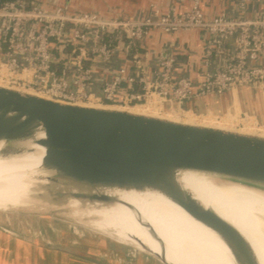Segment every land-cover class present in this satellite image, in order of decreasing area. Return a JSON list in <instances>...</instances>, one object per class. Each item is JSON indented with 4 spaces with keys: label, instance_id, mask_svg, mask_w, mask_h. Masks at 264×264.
<instances>
[{
    "label": "water",
    "instance_id": "obj_1",
    "mask_svg": "<svg viewBox=\"0 0 264 264\" xmlns=\"http://www.w3.org/2000/svg\"><path fill=\"white\" fill-rule=\"evenodd\" d=\"M34 146L43 149V156L30 193L33 204L8 212H65L90 229L72 201L83 209L115 203L106 190L155 191L216 235L234 264H260L241 232L196 199L178 176L208 174L264 191L263 137L62 102L0 85V155L29 153ZM124 207L160 248L157 255L139 251L169 264L153 228Z\"/></svg>",
    "mask_w": 264,
    "mask_h": 264
},
{
    "label": "built area",
    "instance_id": "obj_2",
    "mask_svg": "<svg viewBox=\"0 0 264 264\" xmlns=\"http://www.w3.org/2000/svg\"><path fill=\"white\" fill-rule=\"evenodd\" d=\"M246 1L240 0L241 8ZM200 4L192 0L183 14L131 21L71 12L65 3L47 8L39 0L2 1L0 80L62 102L122 108L156 102L185 109L187 103L241 91L264 93V12L206 18ZM151 30L202 34L199 81L176 77V59L167 53L156 60L154 77H146L143 44Z\"/></svg>",
    "mask_w": 264,
    "mask_h": 264
},
{
    "label": "bare ground",
    "instance_id": "obj_3",
    "mask_svg": "<svg viewBox=\"0 0 264 264\" xmlns=\"http://www.w3.org/2000/svg\"><path fill=\"white\" fill-rule=\"evenodd\" d=\"M125 111L157 117L150 111L135 107ZM161 119L225 131L235 130L237 133L264 138V133L260 130L242 124L238 129V125L233 122H218L209 118L193 119L180 114ZM42 156L43 149L39 146L32 147L29 153L0 155V203L18 208L33 204L30 193L40 177ZM178 180L204 206L213 209L234 225L250 243L259 263L264 264L263 190L202 173L185 172L178 176ZM105 195L114 198L115 203L93 204L92 207L83 209L77 201L71 203L81 218L88 219L91 230L112 238V234L122 237L138 250L159 254L158 243L138 223L139 219H136L134 213L124 207L127 204L162 240L167 263L234 264L228 248L216 235L194 222L158 192L110 189L105 191Z\"/></svg>",
    "mask_w": 264,
    "mask_h": 264
},
{
    "label": "rangeland",
    "instance_id": "obj_4",
    "mask_svg": "<svg viewBox=\"0 0 264 264\" xmlns=\"http://www.w3.org/2000/svg\"><path fill=\"white\" fill-rule=\"evenodd\" d=\"M39 1L47 8L64 4V0ZM70 3L73 8H77L83 3L87 7L91 6L93 1L70 0ZM0 85L15 89L1 80ZM21 92L44 97L29 91L22 90ZM79 105L118 110H130L135 107L150 111L151 114L156 115L158 118H167L170 115L179 114L193 119L209 118L218 122L236 123L238 129L242 127L240 124L247 125L264 133V107L258 109L254 105L246 106L244 103L242 105L236 94L230 98V101L215 103L216 107L205 105L204 107H196V109H191V107L179 109L174 105H158L156 102L123 108L105 106L94 102H84ZM245 119H250L255 124ZM16 209L19 208L0 203V237L3 238L0 239V248L5 251L4 255L7 263L159 264L150 255L129 246L130 244L124 238L110 234L113 239L105 233L92 231L76 223L71 218H66L68 215L65 212L44 213L42 208L40 210L35 209L30 213H27L26 210L8 212ZM5 234L15 239H10Z\"/></svg>",
    "mask_w": 264,
    "mask_h": 264
},
{
    "label": "crops",
    "instance_id": "obj_5",
    "mask_svg": "<svg viewBox=\"0 0 264 264\" xmlns=\"http://www.w3.org/2000/svg\"><path fill=\"white\" fill-rule=\"evenodd\" d=\"M91 6L84 3L73 8L70 0H64L71 12H89L99 15L103 19H124L139 21L145 18H154L168 12L183 14L187 12L192 0H92ZM202 13L206 18H212L221 14L229 17L253 18L264 12V0H247L241 8L240 0H201ZM202 34L198 31L176 32L174 34H164L159 30H151L143 44L146 54L144 71L146 77L153 78L156 60L160 54H170L176 59L174 74L176 77L188 78L192 81H199L204 73ZM119 65H123V60H118ZM99 76V75H98ZM91 90L98 92V85H94ZM240 104L264 107V93L251 91H241L236 94ZM230 101V97H216L195 101L197 106L216 107L215 103ZM236 100V99H235ZM193 104H195L193 102ZM177 110L175 108H168ZM254 123L250 119H245ZM255 124V123H254ZM10 239L14 237L5 234ZM1 236V235H0ZM4 236V235H3ZM2 237H0L1 239ZM3 239V238H2ZM4 250L0 248V264H10L5 260ZM36 261V260H34ZM160 264V263H159Z\"/></svg>",
    "mask_w": 264,
    "mask_h": 264
},
{
    "label": "trees",
    "instance_id": "obj_6",
    "mask_svg": "<svg viewBox=\"0 0 264 264\" xmlns=\"http://www.w3.org/2000/svg\"><path fill=\"white\" fill-rule=\"evenodd\" d=\"M2 1H6V0H0V2H2ZM194 103L195 104H193V102L192 103H187V104L184 105V108H190L191 107L192 109L193 108L196 109V107H198V106H197L196 102H194Z\"/></svg>",
    "mask_w": 264,
    "mask_h": 264
}]
</instances>
